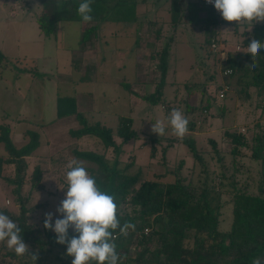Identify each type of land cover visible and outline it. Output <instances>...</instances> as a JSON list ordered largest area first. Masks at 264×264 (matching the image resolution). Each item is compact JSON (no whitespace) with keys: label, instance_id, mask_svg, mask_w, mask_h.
Segmentation results:
<instances>
[{"label":"rangeland","instance_id":"374dc122","mask_svg":"<svg viewBox=\"0 0 264 264\" xmlns=\"http://www.w3.org/2000/svg\"><path fill=\"white\" fill-rule=\"evenodd\" d=\"M136 1L134 8H128L131 19L106 20L100 23L97 38L81 43L83 29L90 25L89 22L61 19L57 35L49 38L41 35L36 20L44 9V0H0V39L6 38L5 51L10 60L8 66L0 70V123L2 115L11 114L7 121L17 145L27 142L26 129H37L41 133V144L35 155L26 159L23 184L31 181V171L40 163L38 155L53 154L67 146L69 150L77 145L87 151L106 152L95 137L77 139L70 135L71 129L80 126L75 116L55 120L57 95H77V107L83 109L81 111L91 124L101 123L116 130L121 116L133 118V128L138 136L125 144L124 164L136 161L147 177L166 174L160 179L170 180L183 160L182 174L187 181L199 190L203 187L212 190L214 204L220 211V229L227 232L233 223L235 190L259 192L260 163L251 156V144L259 129L264 128V88L252 85L253 76L258 72L250 68V61H245L249 65L248 73L243 70L234 75L225 74L223 55L214 52L211 41L207 46L206 40L218 37V45L227 51L226 54L242 56L247 51L245 39L264 21L252 22L253 25L238 24L225 21L221 16L213 35L188 20L175 30L170 23L166 24L171 21L170 0H160L162 12L159 13L155 12L152 0ZM49 10L52 12L53 6ZM8 20L14 23L7 36L1 30L2 24ZM150 20L166 24L158 39L155 34L157 26H152L154 34L147 30ZM171 37L174 39L170 56L172 66L164 93L166 99L189 120V130L183 138L195 133L201 161L194 160L187 145L181 142L170 149L168 159H164L162 146L169 141L156 142L153 139L175 136L167 119L170 113L162 104L154 105L144 99L156 91L161 75L158 64L151 60V54L153 52L156 56L162 44ZM155 45L157 51L153 48ZM257 56L255 60H258ZM127 83L131 90L126 88ZM221 83L228 86V93L222 101L219 93L216 94ZM208 92L216 94L218 99L211 106L212 110L205 111L200 107L206 104ZM189 104L199 106L194 114L187 113ZM222 104L226 106L225 111L220 107ZM158 120L165 124V135L160 137L151 131L152 124ZM44 121L48 124H43ZM192 124H195L194 130H191ZM227 131L244 133L249 146L241 147V153L235 155L232 152L235 145L225 138ZM116 139L121 141L118 137ZM211 139L217 141L218 151ZM154 143L159 150L157 157L151 159ZM106 153L114 157L112 149ZM3 154L5 147L0 142V155ZM56 168L57 165H52L47 173L51 188L57 185ZM65 170L61 175L64 178L61 180L63 199L67 189L65 176L68 169ZM17 172V165L8 163L4 176L14 177ZM4 180L0 179V208L19 212L15 202L19 187ZM56 201L59 203V199ZM53 205L56 219L59 216L57 204ZM141 248L130 244L129 255L134 258Z\"/></svg>","mask_w":264,"mask_h":264},{"label":"trees","instance_id":"16d2710c","mask_svg":"<svg viewBox=\"0 0 264 264\" xmlns=\"http://www.w3.org/2000/svg\"><path fill=\"white\" fill-rule=\"evenodd\" d=\"M81 2L83 0H44V9L37 17L41 34L46 37L56 36L58 22L61 19L82 21L77 14ZM136 5V0H93L91 4L93 19L89 22L90 25L83 29L81 43L97 38L100 23L106 20L131 19L128 8H134ZM50 6H53L52 12L49 10ZM168 9L171 21L166 24L170 23L175 30L188 20L196 23L205 33L213 35L220 23L221 15L207 6L204 0H170ZM147 24L150 33H153L152 26H157L155 33L157 39L162 36L161 28L163 27L164 30L166 26L164 22L150 20ZM252 38L264 42V24L257 25L253 34L245 39L244 44L248 46ZM208 39L206 45L210 41L212 43L220 41L214 36ZM173 44L174 39L171 37L162 44L156 56L152 52L151 60L156 61L161 75L156 91L144 98L151 104H162L167 113L175 108L174 104L166 99L164 93L167 75L172 66L170 56ZM153 48L157 51L158 46L155 45ZM153 48L150 49L153 51ZM211 49H209L210 54ZM257 57L258 60L253 61L251 54L248 53L242 56H232L228 53L223 69L226 71L227 68H231L233 72L230 75L243 70L248 73L246 71L249 66L245 61H250V65L254 62L256 67L250 68L258 73L253 76L251 83L262 89L264 88V49L260 50ZM9 61L8 56L0 49V70L8 65ZM125 86L131 90L128 83ZM225 86L219 84L216 94H220ZM227 93L228 90L225 91L224 97L218 94L219 99L222 101ZM216 94L208 92L206 104L200 109L210 110L218 99ZM76 97L77 95H57L55 120L65 116H75L80 126L71 129L70 135L77 139L95 137L101 141L106 152L112 149L114 157H109L106 152L83 150L78 145L70 147L69 150L67 146L53 154L38 155L40 163L35 165L31 171V181L25 185L22 174L26 166V158L35 155L36 149L41 144V133L37 129H26L24 136L27 142L17 145L13 140L11 124L6 121L0 123V142L5 147V154L0 155V179H5L4 181L7 180L13 186L19 187L15 202L18 210L20 208L19 212L0 208V212L9 216L22 229L23 240L29 246L30 253L39 254L36 264H72L73 258L66 252L67 245L58 244L55 233L45 229L43 224L45 213H53L55 208L53 204L58 206L63 199L61 180L64 178L61 175L63 169L67 170L68 163L73 159L83 162L87 172L95 178L98 187L115 197L118 206L117 217L121 225L125 221L136 225L134 231L129 229L127 236L120 234L118 229L114 233L117 253L120 256L117 264H251V259L255 256L264 258V128L259 129L251 144V156L260 163L259 192L254 194L242 189L235 190L233 223L230 230L225 232L220 229V211L214 204L212 190L207 187L199 190L191 181H187L182 174L183 160L172 173L173 177L170 180L160 179L166 174L158 175L157 178L147 177L143 167H137L136 161L132 160L124 164L122 160L124 146L138 136L133 128V118L121 116L116 130L101 123L91 124L84 112L78 109ZM196 107L199 106L189 104L187 113L194 114ZM220 107L225 111V105L222 104ZM190 127L194 130L195 124ZM116 137L121 141H117ZM225 138L235 145L232 150L235 155L241 153V147L250 144L249 139L242 132L227 131ZM153 139L156 142L169 141L167 145L162 146L164 159H168V152L175 145L185 143L194 160H202L195 133L182 139L175 136ZM211 142L218 151L217 141L211 139ZM158 150L157 144L154 143L151 159L157 157ZM71 153L72 157H69ZM42 162L45 164L43 165ZM8 163L17 165L18 172L14 177L4 176ZM52 165H57L55 177L58 178L54 188L48 184L47 177L44 178ZM54 219L53 214V223ZM73 235L76 233L70 228L69 237ZM130 244L142 247L134 258L129 255ZM31 263L29 255L17 256L14 251L7 248L6 243L0 242V264ZM90 264L96 262L92 261Z\"/></svg>","mask_w":264,"mask_h":264},{"label":"clouds","instance_id":"9594fccd","mask_svg":"<svg viewBox=\"0 0 264 264\" xmlns=\"http://www.w3.org/2000/svg\"><path fill=\"white\" fill-rule=\"evenodd\" d=\"M93 0H83L78 6L77 14L85 23L91 22ZM213 4L225 21L249 23L264 21V0H206ZM264 49V42L252 38L246 53L251 54L253 61ZM249 66V65H247ZM251 67H256L253 62ZM172 134L182 139L188 132L189 120L180 109L173 108L168 116ZM151 131L158 136L165 135V124L156 121ZM66 173L67 189L65 198L56 208L58 218L53 223V213H45L44 228L56 235V242L67 245V255L72 257V264H117L120 259L115 243L119 233L127 236L129 229L135 230L136 225L125 221L121 225L117 217L118 206L115 197L102 191L94 177L86 170L83 162L71 160ZM76 235L69 237V229ZM0 242L6 243L9 250L17 256L29 255L33 264L39 258L38 253H30L29 246L24 242L22 229L9 216L0 212ZM251 264H264V258L255 256Z\"/></svg>","mask_w":264,"mask_h":264},{"label":"crops","instance_id":"0c3cea01","mask_svg":"<svg viewBox=\"0 0 264 264\" xmlns=\"http://www.w3.org/2000/svg\"><path fill=\"white\" fill-rule=\"evenodd\" d=\"M152 3L154 4V8H155V12H157V13H159V12H162V8H161V6H160V3H161V1L160 0H152ZM8 19V18H7ZM36 20H37V17H36ZM12 23H14V21H9L8 20V22H6V23H3L2 24V30H3V32H2V30H1V33H3V34H5V35H9V34H11L10 33V31H9V27H10V25L12 24ZM39 26V25H38ZM42 35V34H41ZM46 37V36H45ZM51 37V36H50ZM49 37V38H50ZM4 44H6V38L4 39H0V49H1V51H3V53L7 56V54H6V51H5V45ZM149 45H153L152 43H149ZM151 46L149 47V48H151ZM143 52V51H142ZM8 65H6V66H4V67H7ZM0 78H2V77H0ZM0 81H1V79H0ZM4 82H6L7 83V81L6 80H3ZM78 109H80L79 107H78ZM81 110H83V109H80V111ZM9 118H11V114L10 113H7V115H2V122H4V121H6V122H8L7 121V119H9ZM17 120H19V118L17 119ZM44 122H46V121H44ZM10 123V122H9ZM27 160H28V158H26ZM46 173H45V175H44V178L46 179Z\"/></svg>","mask_w":264,"mask_h":264},{"label":"built area","instance_id":"2783aa9c","mask_svg":"<svg viewBox=\"0 0 264 264\" xmlns=\"http://www.w3.org/2000/svg\"><path fill=\"white\" fill-rule=\"evenodd\" d=\"M204 2H205V4H206L207 6L212 7V8L214 9V11H215L217 14L220 15V13L214 8L213 4H208V3L206 2V0H204ZM212 47H213V49H214L215 51H218V52L220 53V55H223V56H222V58H223L222 61H225L226 58H227V56H228V53L226 54L227 51L224 50L221 46H219L218 43H217L216 41H213V43H212ZM219 47H220V49H219ZM238 48H240V46H239ZM222 49H223V50H222ZM232 72H233V70H232L231 68H227L226 71H225V74L230 75ZM227 90H228V86H225L224 90L221 91V93L219 94V96H220V97H224V96H225V91H227Z\"/></svg>","mask_w":264,"mask_h":264}]
</instances>
